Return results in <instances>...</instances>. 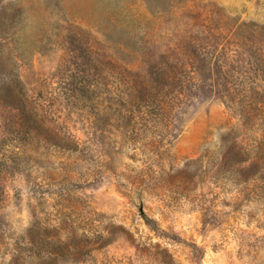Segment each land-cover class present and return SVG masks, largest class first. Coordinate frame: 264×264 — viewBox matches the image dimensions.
<instances>
[{"label": "rangeland", "instance_id": "obj_1", "mask_svg": "<svg viewBox=\"0 0 264 264\" xmlns=\"http://www.w3.org/2000/svg\"><path fill=\"white\" fill-rule=\"evenodd\" d=\"M0 264H264V0H0Z\"/></svg>", "mask_w": 264, "mask_h": 264}, {"label": "trees", "instance_id": "obj_2", "mask_svg": "<svg viewBox=\"0 0 264 264\" xmlns=\"http://www.w3.org/2000/svg\"><path fill=\"white\" fill-rule=\"evenodd\" d=\"M153 73L150 79L142 85L144 91L148 93V98H150L148 100L150 106L144 107L150 110L147 113L141 112V117L150 115L153 128L159 133H163V135L155 133V139L159 143L164 140V135H167L172 129V124L168 120L181 97L179 86L181 77L164 69L161 71L156 69Z\"/></svg>", "mask_w": 264, "mask_h": 264}]
</instances>
